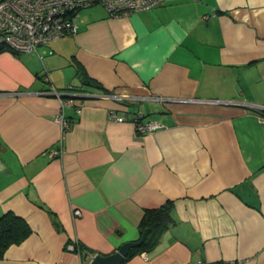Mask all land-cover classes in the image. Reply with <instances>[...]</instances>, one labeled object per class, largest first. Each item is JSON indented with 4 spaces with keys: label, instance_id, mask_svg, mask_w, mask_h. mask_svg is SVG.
<instances>
[{
    "label": "crops",
    "instance_id": "1",
    "mask_svg": "<svg viewBox=\"0 0 264 264\" xmlns=\"http://www.w3.org/2000/svg\"><path fill=\"white\" fill-rule=\"evenodd\" d=\"M159 1L124 18L94 5L73 36L0 48V216L31 230L0 264H89L167 202L159 242L123 264H264V0ZM69 88L83 105L62 134L51 92ZM133 113L161 127L140 135Z\"/></svg>",
    "mask_w": 264,
    "mask_h": 264
},
{
    "label": "built area",
    "instance_id": "2",
    "mask_svg": "<svg viewBox=\"0 0 264 264\" xmlns=\"http://www.w3.org/2000/svg\"><path fill=\"white\" fill-rule=\"evenodd\" d=\"M159 0H0V48L13 54L34 53L37 48L49 45L54 40L77 33L74 15L81 9L94 5L104 8L110 17L124 18L141 11L150 10L159 4ZM70 92L60 93L53 89L58 99V110L55 121L63 134L70 127L65 117V110L73 108L75 114L80 113L82 101L75 97L78 90L69 88ZM84 90L82 87L79 91ZM109 120L123 122V116L114 111L108 112ZM131 123L138 134L142 135L159 129L161 126L153 122H142V115L133 113ZM47 155L60 157L61 150L51 149ZM74 216L80 211L74 210ZM74 250V245H69ZM194 264H210L198 260ZM216 264H227L224 262Z\"/></svg>",
    "mask_w": 264,
    "mask_h": 264
},
{
    "label": "trees",
    "instance_id": "3",
    "mask_svg": "<svg viewBox=\"0 0 264 264\" xmlns=\"http://www.w3.org/2000/svg\"><path fill=\"white\" fill-rule=\"evenodd\" d=\"M79 70V69H78ZM173 204L167 202L158 209H151L144 212L140 229L141 235L147 230V237L140 248L132 250L128 257L135 251H149L159 242L170 220ZM31 233L28 224L15 214L8 212L0 216V260L3 259L6 250L15 244L21 243Z\"/></svg>",
    "mask_w": 264,
    "mask_h": 264
},
{
    "label": "water",
    "instance_id": "4",
    "mask_svg": "<svg viewBox=\"0 0 264 264\" xmlns=\"http://www.w3.org/2000/svg\"><path fill=\"white\" fill-rule=\"evenodd\" d=\"M146 237H147V230H144L139 240L123 243L116 252L110 255L89 256L90 257L89 264H123L132 250L141 247Z\"/></svg>",
    "mask_w": 264,
    "mask_h": 264
}]
</instances>
